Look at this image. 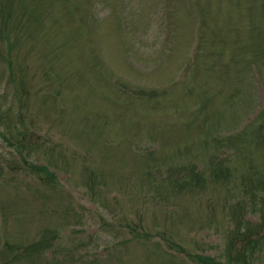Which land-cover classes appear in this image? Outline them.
Wrapping results in <instances>:
<instances>
[{"label":"rangeland","instance_id":"1","mask_svg":"<svg viewBox=\"0 0 264 264\" xmlns=\"http://www.w3.org/2000/svg\"><path fill=\"white\" fill-rule=\"evenodd\" d=\"M13 7L0 16V245H50L12 264H240L249 238L250 264H264L254 169L264 160V0ZM132 84L154 94L136 97ZM244 125L246 160L237 154L228 177L198 189L165 178L171 165L209 169L211 155L232 154L228 137ZM92 172L104 183H88Z\"/></svg>","mask_w":264,"mask_h":264},{"label":"trees","instance_id":"2","mask_svg":"<svg viewBox=\"0 0 264 264\" xmlns=\"http://www.w3.org/2000/svg\"><path fill=\"white\" fill-rule=\"evenodd\" d=\"M6 5V6H5ZM13 2L12 0H5V3H1L0 4V16L1 15H5L4 13L6 12V16H8L12 9H13ZM5 9V11H4ZM134 89H137L138 92H134V94H139V95H134L133 93H131L132 95L136 96V97H148L150 95L154 94L153 90H147V89H142L139 86H134ZM133 89V90H134ZM132 92V91H131ZM102 127H97L96 130L94 131H98L100 130ZM18 134H22V136H16L14 137L15 139V144L14 146L16 147V150L18 153L22 154L23 153V149L25 147V139H26V134H23L21 132H17ZM244 133H246V129H244L241 132H237L233 135H231V137H228V142H231L232 140L235 142V144L237 145V137L240 138ZM264 140V139H263ZM145 154H151V153H145ZM237 154L240 156V159L245 161L246 158L244 156H242L241 154H239L238 151V145L237 148L233 151L232 154H227L226 156L222 157H218V156H214L212 158V155L209 157L208 160V168L206 169V167L200 166V163H196L198 161V159L192 160V164L193 165H189V166H182V165H177V167L175 165H171V172L173 173V176H165V178L168 179L169 183L177 188H182L185 185L191 186L195 189H198L200 187L201 184H205L207 182L208 179L211 178H215V177H228L231 174L232 169L230 168V163H232V160L237 156ZM262 159H264V156L262 157ZM163 162H164V158L162 159L161 163L159 162V167L161 168L163 166ZM252 166V165H251ZM32 168H36L38 170H43L47 176L52 177V173L46 168V167H36V166H32ZM177 169V171H176ZM255 171L257 174V190L258 192V201L256 202L257 204H264V160L262 163L257 164L255 166ZM176 171V172H175ZM170 175H172L171 173H169ZM93 173L90 174V177L88 178V183H104V181H102V178L100 176H96V179L93 178ZM163 176V172L161 174ZM95 180V181H94ZM247 188V186H243L242 189L243 191ZM261 206V205H259ZM263 207V206H261ZM264 213V211L262 212ZM237 235L240 237L239 240L242 239H246V237H249L247 235H243L240 231L242 230L241 228L237 229ZM256 233V232H255ZM232 242V240H231ZM253 242H257L256 239L253 238H249V240L247 241V239L245 240V244L244 247L242 249H237L236 256H241L242 257V262H240V264H250V262L252 263L254 261L255 258H253L256 254V249L253 250V248L251 247V251L248 252L247 249L250 246V243ZM6 246L4 247V245L0 248H2V250H7L6 247L8 248V250L10 251H14L13 253L10 254V256H12L9 259V264H12L14 262H16L17 260H19V255L17 254H30V251L33 249V251H37V250H43L45 249L49 244L50 241L47 239H41L37 242H35V244L31 245L32 248L29 251V245L28 246H23L20 249L17 250H13L11 249L12 246H9V244L6 242ZM229 249H232L231 246L229 247ZM1 251V250H0ZM248 252V254H247ZM17 259V260H16ZM205 259V258H203ZM228 261V260H227ZM225 262V263H218V264H230V262ZM198 262L200 263V261L198 260ZM208 263V262H207ZM236 263H238L236 261Z\"/></svg>","mask_w":264,"mask_h":264}]
</instances>
